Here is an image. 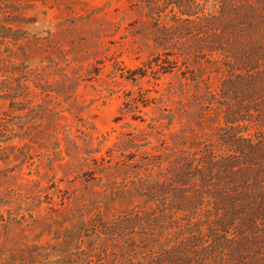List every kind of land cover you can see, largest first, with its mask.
<instances>
[{
    "label": "rangeland",
    "instance_id": "1",
    "mask_svg": "<svg viewBox=\"0 0 264 264\" xmlns=\"http://www.w3.org/2000/svg\"><path fill=\"white\" fill-rule=\"evenodd\" d=\"M260 122L264 0H0V264L113 254L194 187L160 178L212 148L251 159L229 136ZM249 233L264 263V223Z\"/></svg>",
    "mask_w": 264,
    "mask_h": 264
},
{
    "label": "trees",
    "instance_id": "2",
    "mask_svg": "<svg viewBox=\"0 0 264 264\" xmlns=\"http://www.w3.org/2000/svg\"><path fill=\"white\" fill-rule=\"evenodd\" d=\"M258 128L264 130L263 124ZM233 135L229 138L235 149L239 153L248 150L245 155L251 154V159L219 156L212 148L202 163L194 160L184 164L174 179L171 175L160 178V192H166L172 182L194 187L177 189L175 199L138 215L140 226L146 229L138 240L127 239L113 254L106 240L103 244L91 240L87 248L96 252L103 247L105 259L93 261L82 247L78 250L80 263L108 264L107 258L113 255L122 264L127 259L134 264H264L241 257L251 248L248 238L252 227L264 223V132L256 141ZM163 232L167 237H162ZM260 255L264 260V254Z\"/></svg>",
    "mask_w": 264,
    "mask_h": 264
}]
</instances>
